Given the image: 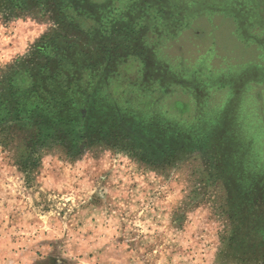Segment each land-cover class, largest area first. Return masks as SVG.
Masks as SVG:
<instances>
[{
  "label": "rangeland",
  "instance_id": "374dc122",
  "mask_svg": "<svg viewBox=\"0 0 264 264\" xmlns=\"http://www.w3.org/2000/svg\"><path fill=\"white\" fill-rule=\"evenodd\" d=\"M263 250L264 0H0V264Z\"/></svg>",
  "mask_w": 264,
  "mask_h": 264
},
{
  "label": "crops",
  "instance_id": "0c3cea01",
  "mask_svg": "<svg viewBox=\"0 0 264 264\" xmlns=\"http://www.w3.org/2000/svg\"><path fill=\"white\" fill-rule=\"evenodd\" d=\"M166 17V16H165ZM181 15H174V17H171V19H172V21L174 22V23H180L181 22ZM131 20L132 21H135V19L133 18V17H131ZM137 20H139V19H137ZM167 20H169L168 19V17H167ZM147 21H148V18H147ZM172 24V23H171ZM173 26V25H172ZM169 28H170V26H169ZM166 28L165 27H163V30H162V32H161V34H162V36L163 35H165L166 36V33H167V30H165ZM160 34V35H161ZM19 264H21L20 262H19Z\"/></svg>",
  "mask_w": 264,
  "mask_h": 264
},
{
  "label": "trees",
  "instance_id": "16d2710c",
  "mask_svg": "<svg viewBox=\"0 0 264 264\" xmlns=\"http://www.w3.org/2000/svg\"><path fill=\"white\" fill-rule=\"evenodd\" d=\"M261 247H263V245H262ZM261 247H259V248H261ZM263 251H264V250H263ZM263 251H262V252H263Z\"/></svg>",
  "mask_w": 264,
  "mask_h": 264
}]
</instances>
